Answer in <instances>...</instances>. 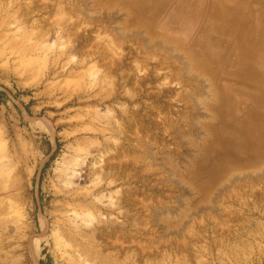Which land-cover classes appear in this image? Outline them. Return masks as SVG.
<instances>
[{
	"label": "rangeland",
	"instance_id": "rangeland-1",
	"mask_svg": "<svg viewBox=\"0 0 264 264\" xmlns=\"http://www.w3.org/2000/svg\"><path fill=\"white\" fill-rule=\"evenodd\" d=\"M58 3L69 12L56 16ZM25 5L31 12L26 28L18 29L20 20L11 16L12 34L0 39V152L14 163L28 157L25 183L34 197V217L41 222L34 232L41 242L34 248L28 241L14 257L8 251L1 264L16 258V264H67L55 244L54 214L66 181L64 168L77 152L79 161H89L88 185L96 189L97 206L111 210L107 216L91 211L97 218L96 249L93 261L84 264H264V228L231 224L222 233L196 228L193 235H177L146 216L161 208L175 214L174 196L192 191L186 172L178 171L190 151L188 142L199 137L189 127L210 115L202 94L207 76L199 78L198 71L184 67L185 57L175 54L185 48L162 49V39L152 43L145 38L143 43L130 37L140 27L129 21L131 12L121 0H0V21L18 6L27 9ZM55 16L84 21L79 43H86L87 28L95 26L92 34L100 44L95 59L87 61L86 48L81 54L69 48L76 38L58 28ZM45 30L46 41L40 37ZM153 32L159 34L156 26ZM105 45L110 48L106 55L101 51ZM30 47L33 54L27 53ZM248 170L232 174L248 176ZM257 174L264 175V168Z\"/></svg>",
	"mask_w": 264,
	"mask_h": 264
},
{
	"label": "bare ground",
	"instance_id": "bare-ground-1",
	"mask_svg": "<svg viewBox=\"0 0 264 264\" xmlns=\"http://www.w3.org/2000/svg\"><path fill=\"white\" fill-rule=\"evenodd\" d=\"M108 1L113 3L120 0ZM121 1L131 12L129 21L138 24L143 30L137 27L138 29L133 31L130 37H134L140 42L144 41L143 43L146 42L145 38H151L150 42L152 41V43L155 38L162 39L160 41V45H163L162 49H167L170 45L181 51L185 48L186 54L184 52L179 54L180 51L177 54L175 51L176 56L185 57L184 65L186 66L184 67L198 71V77L201 79L203 76H207L203 79H208L209 83L204 88H209L210 96H206L207 89L205 92L202 88L206 104L203 106L206 107V112H210L209 118L206 120V117L203 122L200 121V118L193 128L189 127V130L199 137L196 140L190 139L191 141L188 142L190 151L185 154L182 169L179 168L178 171L181 175L184 173L182 171L186 172L187 182L192 191L174 196L176 199L175 214H172L170 209L161 208L160 213H147V218L151 223L157 224L167 231L174 230L177 235L183 231L193 235L191 230L196 228L198 230L210 228L213 232L220 231L222 233L226 228L229 231L231 224L250 225L253 230L264 228V175L257 174L260 168H264V0H202L203 3L199 5L200 0H193V2L190 0ZM167 1L169 4L176 3L177 7L174 8L176 13L182 14L190 21L195 20L187 25H191L196 30H190L188 33L183 32L184 36L179 37L177 33L183 25L160 23L158 19L164 12L163 3ZM58 4L54 8L55 14L56 12L61 14L64 11L63 4ZM69 8L67 7V9ZM28 11V8L18 6L14 11L3 15L4 17L0 21V39L12 34L13 28L9 26V20L7 21V19H11V16L20 20L18 29H25L31 18H28L31 13L29 11L28 15ZM64 12L67 14L69 11ZM168 14L165 18L172 15L170 12ZM72 15H75L74 12ZM63 16L67 17V15ZM72 17L74 18V16ZM56 18L58 28L61 26L72 39L76 38L69 48L80 50V54L86 48L85 58L87 61L95 59L100 45L92 34L95 26L89 23L87 34L84 35L86 43L84 41L79 43L77 37L82 35L80 30L82 26L80 20L82 21V19L68 20L62 16ZM12 19L14 20V18ZM155 26L156 32L159 34L156 33L154 36L152 33H154L153 27ZM144 31L147 32L146 37ZM46 34V30L44 33L41 32V40H47V37H44ZM25 36L28 35H24L22 39H25ZM185 38H193V40L185 43L183 41ZM10 42L13 47L14 39L12 38ZM108 47L105 45L101 49L105 55L110 52ZM27 53L33 54L34 50L30 47ZM23 54L26 55V53ZM0 58H2V54H0ZM79 65H83V63ZM191 69L189 71L193 73L194 71ZM52 76L54 77V75ZM187 79L188 77L185 80ZM203 84L206 85V83ZM198 87L196 88L200 91L201 88ZM207 97L209 98L207 99ZM76 155L77 158L64 168L63 177L66 178V181L59 191L62 197L59 199L58 211L54 214L55 244L67 264H84L86 261H93V258L92 261L89 260L96 249L93 241L95 239L94 231L97 228L95 219L97 218L91 211L98 209L103 212V216L111 215L110 207H107L106 204V207L100 206L99 208L97 206L95 202L98 200L95 195L96 189L94 186L91 188L88 185L90 182L89 161L88 164H85V160H78L82 155L79 152ZM14 162L15 160L7 159L6 155L0 152V264L7 257V253L12 251L13 256L19 250L22 251L28 241L34 245V248L41 242V237L34 233L40 228L41 222L38 223L34 217L36 207L34 197L25 183V165L28 162V157L22 155L17 163ZM20 163L23 165L20 166ZM243 169H249L248 176L232 174ZM188 184L186 183V185ZM230 229L232 230V228ZM31 233L32 236H30ZM101 250L103 251V249ZM21 254L23 255V253ZM11 261L10 264H16L18 259Z\"/></svg>",
	"mask_w": 264,
	"mask_h": 264
},
{
	"label": "crops",
	"instance_id": "crops-1",
	"mask_svg": "<svg viewBox=\"0 0 264 264\" xmlns=\"http://www.w3.org/2000/svg\"><path fill=\"white\" fill-rule=\"evenodd\" d=\"M190 2H193V0H190ZM201 3H203L202 0H200L198 5ZM163 7H164V12L161 13V15H160L161 18H159L158 21L160 23H173V24L183 25V27H182L183 30L179 29L177 36L182 37V36H184L183 32L188 33V31H190V30H196L194 27H191V25L190 26L187 25L189 23H193L195 20L192 19L191 20L192 22H191L189 19L182 16V14L176 13V11L174 9L175 7H177L176 3L173 2V3L169 4V2L167 1V2L163 3ZM168 12H170L172 15L168 18H165L166 15H169Z\"/></svg>",
	"mask_w": 264,
	"mask_h": 264
}]
</instances>
